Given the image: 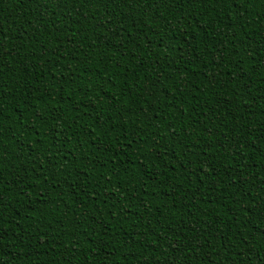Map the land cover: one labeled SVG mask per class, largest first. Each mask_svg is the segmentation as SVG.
I'll return each mask as SVG.
<instances>
[{"label":"trees","instance_id":"obj_1","mask_svg":"<svg viewBox=\"0 0 264 264\" xmlns=\"http://www.w3.org/2000/svg\"><path fill=\"white\" fill-rule=\"evenodd\" d=\"M0 264H264V0H0Z\"/></svg>","mask_w":264,"mask_h":264}]
</instances>
